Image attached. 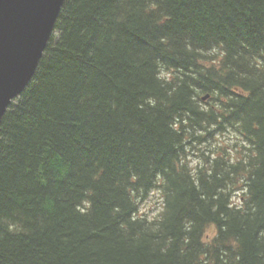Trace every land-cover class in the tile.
Returning a JSON list of instances; mask_svg holds the SVG:
<instances>
[{
    "label": "trees",
    "instance_id": "obj_1",
    "mask_svg": "<svg viewBox=\"0 0 264 264\" xmlns=\"http://www.w3.org/2000/svg\"><path fill=\"white\" fill-rule=\"evenodd\" d=\"M0 264H264V0H64L0 121Z\"/></svg>",
    "mask_w": 264,
    "mask_h": 264
},
{
    "label": "water",
    "instance_id": "obj_2",
    "mask_svg": "<svg viewBox=\"0 0 264 264\" xmlns=\"http://www.w3.org/2000/svg\"><path fill=\"white\" fill-rule=\"evenodd\" d=\"M64 0H0V121L33 77Z\"/></svg>",
    "mask_w": 264,
    "mask_h": 264
},
{
    "label": "rangeland",
    "instance_id": "obj_3",
    "mask_svg": "<svg viewBox=\"0 0 264 264\" xmlns=\"http://www.w3.org/2000/svg\"><path fill=\"white\" fill-rule=\"evenodd\" d=\"M194 154L190 153L189 155V161L193 166L198 161H202V157L200 155V149L197 152L194 151ZM161 202H162L161 195L159 191L155 190L148 196V198L145 201H143L140 204V211L143 213H147L148 216H154L160 210Z\"/></svg>",
    "mask_w": 264,
    "mask_h": 264
}]
</instances>
